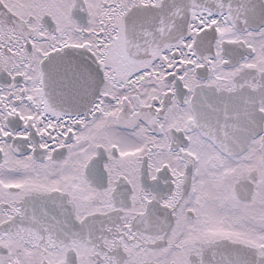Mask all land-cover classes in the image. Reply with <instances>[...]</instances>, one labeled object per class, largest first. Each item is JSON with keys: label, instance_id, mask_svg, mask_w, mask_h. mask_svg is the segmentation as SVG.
Instances as JSON below:
<instances>
[{"label": "snow or ice", "instance_id": "1", "mask_svg": "<svg viewBox=\"0 0 264 264\" xmlns=\"http://www.w3.org/2000/svg\"><path fill=\"white\" fill-rule=\"evenodd\" d=\"M0 264H264V0H0Z\"/></svg>", "mask_w": 264, "mask_h": 264}]
</instances>
